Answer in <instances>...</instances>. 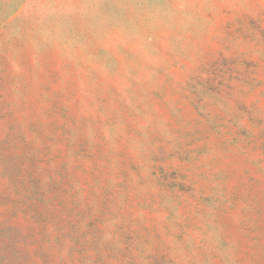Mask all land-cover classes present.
<instances>
[{
  "label": "rangeland",
  "instance_id": "rangeland-1",
  "mask_svg": "<svg viewBox=\"0 0 264 264\" xmlns=\"http://www.w3.org/2000/svg\"><path fill=\"white\" fill-rule=\"evenodd\" d=\"M0 264H264V0H0Z\"/></svg>",
  "mask_w": 264,
  "mask_h": 264
}]
</instances>
